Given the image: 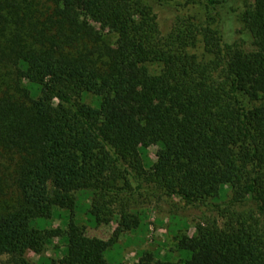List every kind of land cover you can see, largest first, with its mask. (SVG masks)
Masks as SVG:
<instances>
[{"label":"trees","instance_id":"1","mask_svg":"<svg viewBox=\"0 0 264 264\" xmlns=\"http://www.w3.org/2000/svg\"><path fill=\"white\" fill-rule=\"evenodd\" d=\"M179 1L0 0V264H33L30 251L112 264L117 242L76 219L81 191L100 226L124 192L205 206L227 186L226 222L178 237L170 264H264V0H183L205 22ZM54 209L71 212L67 228L46 225ZM55 238L58 260L42 256Z\"/></svg>","mask_w":264,"mask_h":264},{"label":"rangeland","instance_id":"2","mask_svg":"<svg viewBox=\"0 0 264 264\" xmlns=\"http://www.w3.org/2000/svg\"><path fill=\"white\" fill-rule=\"evenodd\" d=\"M177 4L180 5L182 14L197 18L201 22L207 20L209 13L203 3L194 4L181 0ZM160 24L165 34L171 31L170 20L165 22L162 20ZM190 52L196 54L199 59L204 57L203 47L200 45L191 48ZM40 99L37 98V101ZM87 102H94L92 96L88 97ZM246 105L249 106L248 100ZM157 150L158 147L150 146L142 154L141 160L145 169H149L156 161ZM225 189L219 200L208 201L210 205L205 206L198 204L188 206L177 197L169 198L165 195H154L152 192L140 193L134 190L132 195L124 192L109 204L108 208L117 213L115 218L109 224L100 226L96 225L89 215L91 192L81 191L76 204V219L86 226L88 235L96 241L117 242L106 254V259L112 264H136L144 253L154 255L167 264L177 263L180 260L179 253L176 252L178 237L184 234L194 235L196 227L201 222L214 219L220 224L226 222L225 204L232 192L228 186ZM70 213L54 209L53 216L46 225L67 228ZM64 247L65 241L55 238L46 247L42 256L58 260L63 256ZM172 251L174 252L171 253ZM27 258L33 264L43 263L40 256L31 251L27 253Z\"/></svg>","mask_w":264,"mask_h":264}]
</instances>
